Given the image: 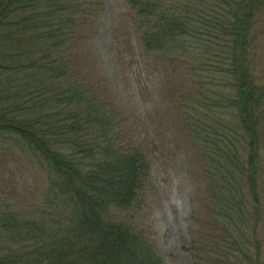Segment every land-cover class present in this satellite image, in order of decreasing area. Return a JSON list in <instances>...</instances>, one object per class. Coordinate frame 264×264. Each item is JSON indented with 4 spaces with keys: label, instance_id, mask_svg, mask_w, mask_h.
Returning <instances> with one entry per match:
<instances>
[{
    "label": "trees",
    "instance_id": "obj_1",
    "mask_svg": "<svg viewBox=\"0 0 264 264\" xmlns=\"http://www.w3.org/2000/svg\"><path fill=\"white\" fill-rule=\"evenodd\" d=\"M95 1L0 0V137L24 143L51 173L46 211L0 204V264H166L152 236L121 216L145 198L148 145L110 138L103 104L77 74L90 21L81 11L91 16ZM124 1L143 51L186 64L195 84L175 89L204 176L196 261L246 264L242 188L258 220L264 172V0H190L180 11Z\"/></svg>",
    "mask_w": 264,
    "mask_h": 264
},
{
    "label": "rangeland",
    "instance_id": "obj_2",
    "mask_svg": "<svg viewBox=\"0 0 264 264\" xmlns=\"http://www.w3.org/2000/svg\"><path fill=\"white\" fill-rule=\"evenodd\" d=\"M189 1L165 3L180 11ZM88 8L91 16L88 9L81 11V18L87 15L90 21L75 51L79 79L85 80L103 104L110 120L109 137L122 146L144 149V144L148 145L152 156L145 198L143 195L131 213L122 212L121 216L131 217L138 228L152 236L166 264H198L192 241L199 225L193 210L196 207L198 212L199 208L200 219H204V176L199 168V147L185 121L184 102L188 100L182 101L175 89L177 82H183L185 95L187 87L195 86L193 78L186 64L172 67L156 63L143 51L133 31V14L124 0H96ZM50 177L48 168L24 143L13 136L0 137V204L16 206L24 214L46 211ZM242 195L247 210L244 236L253 255L245 263L264 264V172L258 220L246 187ZM256 239L261 243L259 255Z\"/></svg>",
    "mask_w": 264,
    "mask_h": 264
}]
</instances>
